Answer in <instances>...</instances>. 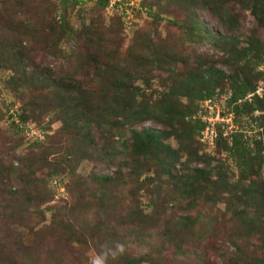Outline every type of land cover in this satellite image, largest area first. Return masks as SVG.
<instances>
[{"label": "rangeland", "instance_id": "1", "mask_svg": "<svg viewBox=\"0 0 264 264\" xmlns=\"http://www.w3.org/2000/svg\"><path fill=\"white\" fill-rule=\"evenodd\" d=\"M259 1L257 20L251 0H0V45L19 42L24 56L0 52V264H264L257 111L226 104L234 81L264 78ZM62 19L70 36L56 41ZM147 44L170 64L148 63ZM206 69L222 74L199 98ZM49 77L107 88L87 103ZM122 86L136 94L129 111L163 94L175 112L129 124L95 112ZM203 116L212 145L186 123ZM143 128L160 143L138 151Z\"/></svg>", "mask_w": 264, "mask_h": 264}, {"label": "trees", "instance_id": "2", "mask_svg": "<svg viewBox=\"0 0 264 264\" xmlns=\"http://www.w3.org/2000/svg\"><path fill=\"white\" fill-rule=\"evenodd\" d=\"M65 1L71 2L74 5V4L79 3L81 0H63V2H65ZM82 1H84V0H82ZM93 1L95 2V4L100 5L103 8L106 7L108 2H109V0H93ZM141 6L145 7L144 2L141 3ZM114 7H115V5H114ZM260 8H261V3L259 0H251V9H252L255 17L257 18V20H259L261 18L258 15L259 13H261ZM145 10L148 13L146 7H145ZM50 27H51L50 28L51 30L56 29V31H57L58 37L56 38V41H58V40L60 41V39L62 37L66 38L67 36H70L69 29L67 28V23H66L65 19H62L57 24H55L54 26H50ZM40 31L43 32V28ZM10 42L11 41H9V42L4 41V43H2V45H0V52L1 53L2 52L9 53L10 51L14 50L17 54H20V51L22 52L21 47H20V43L19 42L10 43ZM145 48L147 49L148 55H149L147 57V59H145L148 63L153 64L154 62H156L159 65L170 64L169 60H166V59H164V57L160 56V54L158 52L159 51L158 48H156L152 45H149V44H147ZM22 54L23 53L18 55V57L19 58L24 57V56H22ZM165 54L167 55V53H165ZM261 58L254 61L255 64H258L260 61H262V60H260ZM259 72L257 73L258 75H259ZM205 74L208 75V77H206L207 84H205V87H207L206 88L207 90L204 94H202V95L200 94L199 98L210 96L212 90L218 86V85H215L216 84L215 83L216 82L215 81L216 76L219 74L221 75L222 72L220 70L214 69L210 73V71H208L206 69ZM260 74L262 77H264V73L261 72ZM60 77H62V76H60ZM256 77H257V75L254 76V79ZM56 79L60 80L57 77L56 78L49 77L48 84H53L55 86L58 83H60L59 81H55ZM251 79L246 81V79L242 78L240 80H237V82L234 81L228 89L229 93L227 96L226 104L228 106H230V109L233 112H236V114L240 113L241 110H244L245 112H251V113H252V111H257V114L254 116V118L252 115L250 117L255 119V121L257 123V127L261 128L260 134H262V143L260 142V139H258L256 144H255L258 147H256V148L253 147L254 148L253 151H255L253 154V157L258 159V166L259 165L261 166L263 163V158H264V122H263L264 121V87H263V92H262L261 96L254 94L253 92L255 89V83H254V79H252V80ZM13 81L14 80L8 81V85L10 87L11 86L16 87L15 82H13ZM60 81L62 82V80H60ZM63 85H64L65 89H70V92H72V90L74 88L73 83H69V81H68L67 83H63ZM19 86H21V83H19ZM101 88L103 90L104 88H107V86L105 84H104V86L103 85H96L94 87L88 88L87 90L85 88L84 91L77 90V89H76V91H74V90L73 91H74L75 97H77L78 94H81L83 96V99H84V97L88 98L87 103H89V98L93 95L95 97H97L101 93ZM209 88H210V90H208ZM196 91L198 92V90H196ZM222 92H225V91H222ZM112 93H115V94H113V99L110 100V103H107L104 105L103 102L95 100V109H94L95 112L101 113V114L105 113L106 114L105 116H109L110 114H112V116H124V115H126L127 116V121H126L127 124L132 123V115H134V114L138 115V120L156 119L158 121V118L160 116H162L163 113L164 114H172L175 112L174 107H172V104L175 102V100L171 99V101H173L171 103L170 97L168 95L165 96L162 94V98H161L162 101L158 105H155L156 102H153V103L144 102L138 111L133 112V111H129V110H132V108H133L131 106L134 103V98L136 95L135 92L129 90V88L122 86V87L114 88V91ZM247 95L251 96V98L248 100L246 99ZM163 98H164V100H163ZM192 108L193 107H191L188 110L186 117H188L190 115V113L192 112ZM185 113H186V111H182L183 115ZM186 117H184V119ZM178 119H182V116H181V118H178ZM20 123L22 126L21 121H20ZM186 123L194 133H198V134H199V130L202 129V127L204 125V123L199 121L198 119H193V121H191L190 119H187ZM133 132H134L133 134H134L135 147L138 151H144V148L148 147L152 143H154V144L157 142L160 143L159 136L161 135V133H159V131H153L151 129L143 128L140 131H133ZM237 142H238L237 136L233 135V141L231 144L232 147H235L237 145ZM260 145L262 146L261 150H259ZM246 148H248V147H243L242 149H240V153L242 154L243 150L244 151L247 150L245 152L248 155H251L250 150L246 149ZM229 149H231V147H229ZM199 173H201V171H199ZM142 261L148 262V259L146 261V259L143 256H138V257L128 256V257H125L123 262H120L119 264H139ZM148 263L151 264V262H148ZM157 263L158 262H156L154 260V264H157Z\"/></svg>", "mask_w": 264, "mask_h": 264}, {"label": "built area", "instance_id": "3", "mask_svg": "<svg viewBox=\"0 0 264 264\" xmlns=\"http://www.w3.org/2000/svg\"><path fill=\"white\" fill-rule=\"evenodd\" d=\"M113 6V3L108 2L106 8H109ZM264 63V62H263ZM259 70H261L262 72H264V67L262 65H260ZM258 85L255 87L254 89V94L260 96L262 93V88L264 86V79H260L259 83H257ZM251 96L247 95L246 99H250ZM230 115V113L228 114ZM204 122L205 125H203L202 129L199 130V139L202 143L206 144V145H212L214 137L216 136V132L215 129L213 128V124L209 122V120L203 116V118H201ZM227 120H229V118H226Z\"/></svg>", "mask_w": 264, "mask_h": 264}, {"label": "clouds", "instance_id": "4", "mask_svg": "<svg viewBox=\"0 0 264 264\" xmlns=\"http://www.w3.org/2000/svg\"><path fill=\"white\" fill-rule=\"evenodd\" d=\"M261 72H262V71H261ZM262 73H264V72H262ZM263 79H264V78H263ZM256 86H257V85H256ZM256 86H255V87H256ZM263 87H264V86H263ZM262 90H263V89H262ZM262 92H263V91H262ZM261 95H262V93H261ZM261 95H260V96H261ZM247 100H248V99H247ZM93 264H100V261H99V260H96V261L93 262Z\"/></svg>", "mask_w": 264, "mask_h": 264}]
</instances>
